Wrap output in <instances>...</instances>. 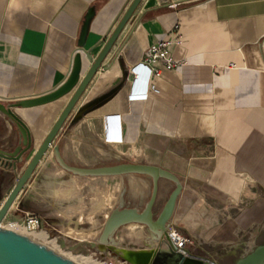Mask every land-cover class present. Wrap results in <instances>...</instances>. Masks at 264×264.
Instances as JSON below:
<instances>
[{"label":"crops","instance_id":"1","mask_svg":"<svg viewBox=\"0 0 264 264\" xmlns=\"http://www.w3.org/2000/svg\"><path fill=\"white\" fill-rule=\"evenodd\" d=\"M131 2L0 0V101L51 92L67 79L79 51L82 79L92 64L85 51L98 55ZM91 8L95 16L80 50ZM176 24L183 44L171 53L182 65L161 67L154 78L159 94L129 102L135 79L130 70L140 60H130L132 43L138 53L166 40ZM126 37L123 51L116 60L111 61L112 53L105 59L107 67L99 69L56 138L62 158L82 167L124 159L165 168L183 184L171 224L176 216L194 224V234L202 231L195 238L204 243L232 246L245 233L258 237L264 230V0H142ZM74 91L52 103L14 110L33 137L27 161ZM113 116L119 117L122 141L107 140ZM18 141L15 125L0 114V148L13 150ZM22 170L0 165V207ZM117 177L148 185L135 175ZM95 178L107 177L70 174L50 150L5 220L37 214L51 224L48 234L63 248L99 245L117 199L100 219ZM171 185L160 180L158 201Z\"/></svg>","mask_w":264,"mask_h":264},{"label":"water","instance_id":"2","mask_svg":"<svg viewBox=\"0 0 264 264\" xmlns=\"http://www.w3.org/2000/svg\"><path fill=\"white\" fill-rule=\"evenodd\" d=\"M141 2L142 0H132L95 58L91 54L93 49L85 51L86 57L92 61V64L82 79L83 61L81 51H79L75 55L72 70L67 79L51 92L12 103L0 101V114L15 125L19 133L18 145L13 150L0 148V165L5 169L14 171H17L21 166L23 167L21 174L17 177L16 184L0 207V264H79L34 238L3 225L19 194L50 150L60 168L75 176L117 177L135 175L150 179L151 192L143 209L119 205L115 206L108 214L97 240L100 247H105V249L108 247L114 248L124 260L131 264H217L213 260L204 262L195 256L184 255L177 250L168 234L178 199L183 192V184L176 174L160 166L135 162L96 167L70 165L62 158L59 144H54L67 118L94 76L101 67H107L102 66L105 59L112 53L111 61L116 60L119 53L123 51L127 44L125 42L127 37L123 38L124 33ZM94 16L95 10L91 8L85 17L81 29L79 38L80 50H83L85 46ZM74 89L75 91L70 100L58 116L46 138L31 159L27 161V157L34 147L33 137L25 122L14 110L16 108H32L52 103L70 94ZM162 179L170 181L174 188L157 214L155 207L159 197V182ZM129 225H139L146 228L154 240L161 241V239L165 238L169 248L157 250L152 249L149 244V250L127 249L125 252L117 250L115 247L119 245V242L114 239V236L119 229ZM235 264H264V244L257 246L250 253L238 259Z\"/></svg>","mask_w":264,"mask_h":264},{"label":"rangeland","instance_id":"3","mask_svg":"<svg viewBox=\"0 0 264 264\" xmlns=\"http://www.w3.org/2000/svg\"><path fill=\"white\" fill-rule=\"evenodd\" d=\"M123 162H133L131 160H99L97 162L98 165H108V164H116ZM23 169V167H19V170ZM138 180L147 181L148 185H143L139 181H133V183H129L128 177L120 178V177H107V178H95L92 179V182L95 186V193L99 197V209H100V219L103 218L104 214L107 211H110L113 205L110 203L116 198L117 204L115 206L120 205V198H124V206L123 207H138L139 209H143L145 204L147 203L150 192H151V181L146 177H136ZM3 181L6 180L5 177L2 178ZM135 187L139 188V191H135ZM174 188L173 185L169 187L166 192H163L158 204L156 205L157 214L162 209L165 204L170 192ZM109 205L110 207H108ZM219 214H216L215 217H218ZM14 222L12 220H4L3 225L10 227ZM194 224H186L180 220V216H176L171 224L170 229L178 231L183 237L188 238L192 242H204L202 239H196V234L194 231ZM20 233H26L24 230L16 229ZM141 235L142 240L139 241L135 236H133L134 229L130 226H125L119 229L114 239L119 242L118 247L121 249H133V250H149L148 245L150 244L151 234L148 232L146 228L141 227ZM38 235H44L46 237L45 244L52 245V247L58 252L64 254L65 256L71 258L74 261H79L80 259H89V261L94 262L96 264H131L128 261L124 260L120 253L115 251L114 248H106L104 251L100 250L99 245L93 243L89 245H84L74 250L65 249L61 246L60 242L56 243L55 240H48L47 233H36ZM202 231L198 233L201 235ZM245 237L240 239L239 242L234 243L232 246L224 245V244H212L205 243L203 247H206V251L210 253V256H207L204 251L200 248H197V245L188 244L187 248L190 249L191 254L193 256H203L207 257L217 264H235V262L250 253L254 250L255 247L264 244V230L261 231L258 237L254 238L249 234H243ZM53 239V238H51ZM162 243L159 242L156 246V249H160Z\"/></svg>","mask_w":264,"mask_h":264},{"label":"built area","instance_id":"4","mask_svg":"<svg viewBox=\"0 0 264 264\" xmlns=\"http://www.w3.org/2000/svg\"><path fill=\"white\" fill-rule=\"evenodd\" d=\"M183 34L180 24H176L170 31L169 37L166 40L159 41L152 44L147 49L135 51V42L129 50L130 60L139 59V62L130 70L131 73L139 76V81L136 86L130 87L128 93V101H145L151 94H159L160 90L154 83V78L161 75V67L167 70L178 68L182 62L175 60L172 56L171 49L174 46H181L183 44ZM141 75L144 77L141 79ZM142 80V81H141ZM147 87V89H146ZM110 130L107 134V140L122 141L121 126L119 117L113 116L108 119ZM10 228L21 229L27 233H47L48 240L51 239L49 232H51V224L43 217L37 214H25V216L18 222L10 225ZM171 230V229H170ZM175 238L173 239L174 245L181 253L188 256L190 251L187 248L188 244H193L191 240L183 237L178 231L172 230ZM248 233L252 234L251 231Z\"/></svg>","mask_w":264,"mask_h":264},{"label":"bare ground","instance_id":"5","mask_svg":"<svg viewBox=\"0 0 264 264\" xmlns=\"http://www.w3.org/2000/svg\"><path fill=\"white\" fill-rule=\"evenodd\" d=\"M135 191L137 192V191H139V188L137 187H135ZM130 226V225H129ZM131 227L134 229V232H132L133 233V236H135L139 241H141L142 240V235H141V227L142 226H139V225H131ZM143 228V227H142ZM23 234H25V235H28V236H30V237H32V238H34L35 240H37V241H39V242H41V243H43V244H45L44 242H45V239H46V237L42 234V235H38V234H33V233H23ZM168 234H169V236H170V238H171V240L173 241V239H176L175 238V235H174V233H173V231L172 230H169L168 231ZM150 246H151V248L152 249H156V246L158 245V243L159 242H161L162 243V246H161V248H163V249H168L169 248V245H168V242L166 241V239L165 238H163V239H161V241H157V240H154L152 237H150ZM45 245H47V246H49V247H51L52 249H54L53 247H52V245H48V244H45ZM117 250H119V251H122V252H125L126 250H124V249H121V248H119L118 246L117 247H115ZM100 250L101 251H104L105 250V247H100ZM79 264H96V263H94V262H91V261H89V259H84V258H82V259H80L79 261H77Z\"/></svg>","mask_w":264,"mask_h":264},{"label":"flooded vegetation","instance_id":"6","mask_svg":"<svg viewBox=\"0 0 264 264\" xmlns=\"http://www.w3.org/2000/svg\"><path fill=\"white\" fill-rule=\"evenodd\" d=\"M158 204V203H157ZM156 204V205H157ZM155 212H156V207H155ZM157 213V212H156ZM195 244V242H193V244H191V245H194ZM205 243L204 242H202L201 244H200V242L197 244V242H196V244L195 245H197V248H200L202 251H204V253L207 255V256H210V253L208 252V251H206L205 249H206V247H203V245H204ZM256 248V247H255ZM189 251H190V249H189ZM190 255H192L191 254V251H190ZM193 256V255H192ZM195 257H197V258H200V259H202L204 262H208V261H210V259L209 258H207V257H203V256H195Z\"/></svg>","mask_w":264,"mask_h":264},{"label":"clouds","instance_id":"7","mask_svg":"<svg viewBox=\"0 0 264 264\" xmlns=\"http://www.w3.org/2000/svg\"><path fill=\"white\" fill-rule=\"evenodd\" d=\"M132 75L134 76V82H133V85H132V87L134 88L135 86H136V84H137V82L139 81V76H137L136 74H134V73H132ZM146 89H147V87H146Z\"/></svg>","mask_w":264,"mask_h":264}]
</instances>
